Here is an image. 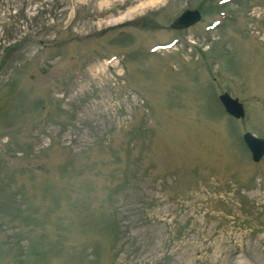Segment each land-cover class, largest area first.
I'll return each instance as SVG.
<instances>
[{
    "label": "rangeland",
    "instance_id": "rangeland-1",
    "mask_svg": "<svg viewBox=\"0 0 264 264\" xmlns=\"http://www.w3.org/2000/svg\"><path fill=\"white\" fill-rule=\"evenodd\" d=\"M219 1L0 0V264H264V0Z\"/></svg>",
    "mask_w": 264,
    "mask_h": 264
},
{
    "label": "water",
    "instance_id": "water-1",
    "mask_svg": "<svg viewBox=\"0 0 264 264\" xmlns=\"http://www.w3.org/2000/svg\"><path fill=\"white\" fill-rule=\"evenodd\" d=\"M201 17L200 11L195 8L184 9L175 19L170 26L174 29H183L196 23ZM219 101L223 105L226 112L235 118H241L245 115L243 103L237 98H233L228 93L224 92L219 95ZM243 140L251 153L254 161H259L264 155V139L257 137L253 133L246 131L243 134Z\"/></svg>",
    "mask_w": 264,
    "mask_h": 264
},
{
    "label": "trees",
    "instance_id": "trees-1",
    "mask_svg": "<svg viewBox=\"0 0 264 264\" xmlns=\"http://www.w3.org/2000/svg\"><path fill=\"white\" fill-rule=\"evenodd\" d=\"M28 39L26 36L21 37L20 39H17L12 44L11 50L8 52V55L3 59L2 63L0 64V67L9 65L12 61H14V58L17 56L16 51L20 48L23 50L27 46Z\"/></svg>",
    "mask_w": 264,
    "mask_h": 264
},
{
    "label": "bare ground",
    "instance_id": "bare-ground-1",
    "mask_svg": "<svg viewBox=\"0 0 264 264\" xmlns=\"http://www.w3.org/2000/svg\"><path fill=\"white\" fill-rule=\"evenodd\" d=\"M245 132H246V131H245ZM245 132H244V133H245ZM244 133H243V134H244ZM242 136H243V135H242Z\"/></svg>",
    "mask_w": 264,
    "mask_h": 264
}]
</instances>
